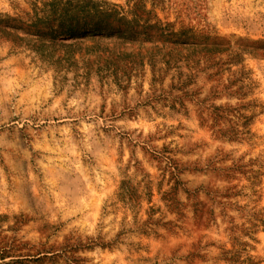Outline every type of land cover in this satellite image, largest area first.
I'll use <instances>...</instances> for the list:
<instances>
[{
	"label": "rangeland",
	"instance_id": "374dc122",
	"mask_svg": "<svg viewBox=\"0 0 264 264\" xmlns=\"http://www.w3.org/2000/svg\"><path fill=\"white\" fill-rule=\"evenodd\" d=\"M0 264H264V0H0Z\"/></svg>",
	"mask_w": 264,
	"mask_h": 264
},
{
	"label": "trees",
	"instance_id": "16d2710c",
	"mask_svg": "<svg viewBox=\"0 0 264 264\" xmlns=\"http://www.w3.org/2000/svg\"><path fill=\"white\" fill-rule=\"evenodd\" d=\"M87 2L85 3V5L75 4L74 6H72L70 2H65L59 7L52 5L53 8H51L50 10V16L51 18L57 20L63 19L67 23V25L70 27L69 29L67 28V36L69 37H76L78 35V32L75 28L79 26L81 27L82 32L91 31L94 34H100L102 33V30L98 27L99 22L96 21L94 25L87 27L85 19L88 16H94L95 14H104L106 16H110L115 12V10L112 9L109 12L106 10H99L97 8H94V6H89V3ZM86 6H88V8H86Z\"/></svg>",
	"mask_w": 264,
	"mask_h": 264
}]
</instances>
